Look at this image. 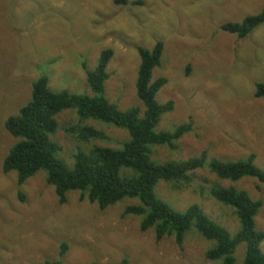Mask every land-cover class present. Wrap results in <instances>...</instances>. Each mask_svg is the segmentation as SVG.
Segmentation results:
<instances>
[{
	"label": "rangeland",
	"instance_id": "374dc122",
	"mask_svg": "<svg viewBox=\"0 0 264 264\" xmlns=\"http://www.w3.org/2000/svg\"><path fill=\"white\" fill-rule=\"evenodd\" d=\"M141 1L117 5L114 0H0V264L58 260L62 242L69 246L62 258L66 264H119L125 256L131 264H219L205 258L213 242L196 230L188 232L179 247L172 237L157 242L152 229L141 232L139 217H121L136 200L101 210L70 192L60 204L45 171L22 186L15 172L3 173L5 156L16 141L4 123L31 99L32 84L41 75L49 76L54 90L92 95L82 64L94 70L100 53L110 48L114 56L105 83L107 96L121 109L139 106L135 84L141 58L136 47L152 48L160 40L164 50L153 78L165 76L168 82L157 99L175 102L160 129H171L192 116L194 130L175 151L157 148L155 158L184 159L208 150L212 157L238 160L253 152L264 169V98L255 96L256 84L264 82V24L245 38L220 29L259 13L264 0ZM57 120L61 127L52 139L62 147L59 157L73 168L72 155L85 148L66 132L77 120L75 109L62 111ZM87 123L115 140L102 145L117 146L128 137L123 129L96 120ZM204 176L213 178L198 171L194 183L201 184ZM231 185L263 201L256 225L264 233V184L245 177ZM19 191L26 197L24 203ZM157 191L179 210L198 203L236 233L239 222L232 209L194 193L193 187L173 189L161 182ZM261 248L264 252V240ZM245 254L243 243L235 251V264H243Z\"/></svg>",
	"mask_w": 264,
	"mask_h": 264
},
{
	"label": "trees",
	"instance_id": "16d2710c",
	"mask_svg": "<svg viewBox=\"0 0 264 264\" xmlns=\"http://www.w3.org/2000/svg\"><path fill=\"white\" fill-rule=\"evenodd\" d=\"M114 2L117 5L142 3L141 0ZM262 24L264 9L242 22L222 24L220 29L245 38ZM136 49L141 58L135 84L136 95L142 104L139 106L121 109L109 100L105 83L110 78L108 66L114 56V50L110 48L100 53L94 70L88 69L86 62L82 64L92 95L68 89L54 90L50 87L49 76L41 75L32 84L31 99L18 114L9 116L4 123L16 141L5 156L3 173L15 172L17 185L22 186L39 171H45L46 182L54 187L60 204L67 202L70 192H78L81 201L97 204L101 210L125 199L136 200L125 207L121 217H139L140 231L154 230L157 242L172 237L182 247L188 237L186 234L196 230L213 242L205 252L207 260L235 264V251L244 243L246 254L243 264H264L261 248L264 233L258 231L256 225L263 201L231 185L245 177L255 178L264 184V169L257 165L256 153L252 152L244 159L224 160L203 150L184 159H156L159 147L170 151L179 149L180 140L193 132L194 121L191 116L171 129H160L163 116L172 112L175 106L173 100L160 103L157 99L168 79L165 76L153 78L154 70L161 65L164 42L160 40L152 48L138 45ZM255 96L264 98V82L256 84ZM68 109H75L77 120L66 128V132L85 146L72 155L73 168L59 157L62 147L52 139L61 127L57 116ZM88 120L123 129L128 137L117 146L102 145L115 140L105 130L87 123ZM198 171H205L214 179L204 176L200 178L202 183L196 185L194 181ZM223 181H228V185ZM161 182L173 189L193 187L194 193L207 195L230 207L239 222L236 233L233 235L198 203L184 210L175 208L172 202L159 195L157 188ZM18 198L23 203L26 201L21 191ZM68 249L67 242H62L60 259L46 260L43 264H66L62 258ZM119 264L131 262L125 256Z\"/></svg>",
	"mask_w": 264,
	"mask_h": 264
}]
</instances>
